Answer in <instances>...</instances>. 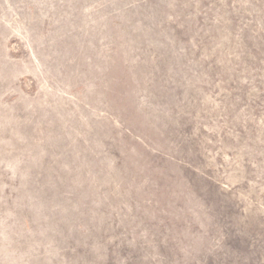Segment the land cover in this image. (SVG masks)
Wrapping results in <instances>:
<instances>
[{"label": "rangeland", "instance_id": "374dc122", "mask_svg": "<svg viewBox=\"0 0 264 264\" xmlns=\"http://www.w3.org/2000/svg\"><path fill=\"white\" fill-rule=\"evenodd\" d=\"M0 264H264V0H0Z\"/></svg>", "mask_w": 264, "mask_h": 264}]
</instances>
